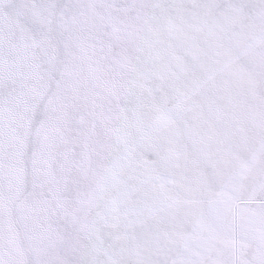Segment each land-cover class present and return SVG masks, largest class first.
<instances>
[{"label": "snow or ice", "instance_id": "1", "mask_svg": "<svg viewBox=\"0 0 264 264\" xmlns=\"http://www.w3.org/2000/svg\"><path fill=\"white\" fill-rule=\"evenodd\" d=\"M0 264H264V0H0Z\"/></svg>", "mask_w": 264, "mask_h": 264}]
</instances>
